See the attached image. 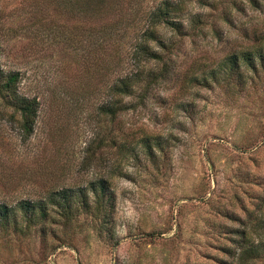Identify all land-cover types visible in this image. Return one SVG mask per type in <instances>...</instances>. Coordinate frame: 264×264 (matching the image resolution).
<instances>
[{
	"label": "rangeland",
	"instance_id": "1",
	"mask_svg": "<svg viewBox=\"0 0 264 264\" xmlns=\"http://www.w3.org/2000/svg\"><path fill=\"white\" fill-rule=\"evenodd\" d=\"M161 1L123 0L137 15L109 51L100 24L117 16L90 20L84 0H0V76L18 73L17 93L39 107L24 138L0 96V203L75 197L70 222L49 205L48 222L0 232V264H243L238 246L264 252V0H187L184 33L160 26V59H136ZM232 55L256 72L241 62L225 81ZM121 78L138 80L131 95L111 90ZM99 180L114 198L108 232L92 205Z\"/></svg>",
	"mask_w": 264,
	"mask_h": 264
},
{
	"label": "trees",
	"instance_id": "2",
	"mask_svg": "<svg viewBox=\"0 0 264 264\" xmlns=\"http://www.w3.org/2000/svg\"><path fill=\"white\" fill-rule=\"evenodd\" d=\"M185 1L178 0L170 1L163 0L159 2L155 7L150 9L145 15V28L139 31V40L135 44V50L133 52V57L136 59H160V55L155 49H152L151 43H154L157 47L167 49V44L165 39L158 33V28L163 26L178 35H181L185 31V26H183L180 21V17L184 14L183 8L185 7ZM79 4L84 12L88 15L90 20H102L107 16L112 17L117 16L116 19L109 23H101V34L102 42H104V47L106 50L111 51V45L116 42V34L120 31L122 34L126 33L137 15V10H133L131 18L129 14V5L125 8L122 7L123 0H84L83 6L82 2ZM142 19V18H141ZM121 37V34H120ZM241 58V56H240ZM236 55L229 56L226 60V64L222 65V71L225 75L223 78L225 81H229L232 78H241L242 74L240 72L241 62L247 64L249 69L256 72V65L254 59L245 56L240 59ZM215 81L218 76H215ZM164 75H161V78ZM0 96L5 99L7 96L9 105L15 109V111L20 116L19 129L22 131L24 138L29 137L34 128V124L38 114V102L35 99H28L20 96L17 93V83L19 82L18 73H10L7 75L0 76ZM154 82L155 79H152ZM151 80V81H152ZM138 80L121 78L114 84L111 88L114 93L118 95L128 96L131 95L133 87L136 86ZM104 109V107L102 108ZM111 106H107L103 111L113 115L114 111ZM107 187L102 181H97L91 183V191L94 197L93 207L94 210L102 216L100 221L101 230L108 232L112 227L110 226L109 213L114 207V198L108 195L106 191ZM83 196H85L83 194ZM75 197L67 190H61L59 192L50 194L48 200L45 203H32L28 201H21L17 204L14 209H11L8 205L0 203V232H8V229L13 228V231L18 233H25L29 231L30 227H34L39 223L48 222L49 213L47 208L49 205H57L61 207L62 213L60 217L65 222H70L72 220V206ZM86 204V201L83 202ZM19 214V215H17ZM99 229V228H98ZM25 231V232H24ZM242 239H245L243 237ZM242 242H246L243 240ZM241 250L237 258L240 262L252 261L263 256L264 252L259 250L258 246H238ZM235 253V252H234ZM233 255V253H231Z\"/></svg>",
	"mask_w": 264,
	"mask_h": 264
}]
</instances>
